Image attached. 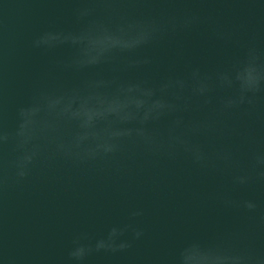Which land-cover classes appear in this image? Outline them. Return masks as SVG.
<instances>
[{
  "label": "water",
  "instance_id": "obj_1",
  "mask_svg": "<svg viewBox=\"0 0 264 264\" xmlns=\"http://www.w3.org/2000/svg\"><path fill=\"white\" fill-rule=\"evenodd\" d=\"M0 264H264V0H0Z\"/></svg>",
  "mask_w": 264,
  "mask_h": 264
}]
</instances>
